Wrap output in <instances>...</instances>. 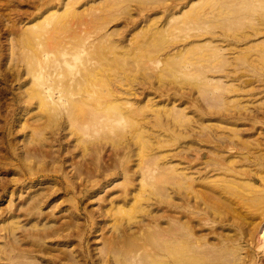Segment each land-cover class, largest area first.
Masks as SVG:
<instances>
[{
	"label": "rangeland",
	"instance_id": "1",
	"mask_svg": "<svg viewBox=\"0 0 264 264\" xmlns=\"http://www.w3.org/2000/svg\"><path fill=\"white\" fill-rule=\"evenodd\" d=\"M75 1L0 0V264H137L133 252L136 249L132 251L129 247L134 249L135 242L137 248L141 238L139 235L146 233L145 227L149 228L151 224L164 226L167 223L170 196L166 165L173 153H183L189 144L197 148L209 135L211 139L219 138L220 128L225 129V134L231 135L232 142L236 140L240 147L245 140L252 147L258 140L264 148V64L261 54L264 48L263 42H252L263 35L264 24L261 23H264V5L261 4L264 0L205 3L196 0L194 2L199 5H195L196 8L192 5L190 9L192 1ZM191 8L195 9L193 12H208L215 8L213 11L216 13L222 9L225 12L214 14L210 10L214 18L209 11L212 15L208 12L206 14L209 16L201 15L200 19L195 15L192 17L196 13L198 16L199 12L191 13ZM183 9L187 13L183 12V16L179 17ZM51 10L54 13L51 17L47 16ZM45 15L46 20L43 18ZM154 20L157 22L154 23ZM169 20L173 23H169L172 27L168 24ZM161 25V31L168 25L170 30L167 27L161 33ZM155 26L156 30L153 29ZM39 28L42 33L37 35H47L46 39H38L35 30L39 32ZM152 29L158 32L154 33ZM67 31L73 34L71 40L78 35L79 38L82 36L84 43L81 40L77 42L79 38L73 40L75 43L70 42L71 35L65 36ZM30 33H34L33 37ZM49 33L54 39L62 34L61 38L64 36L67 40L66 45L65 39L62 40L63 45H59V38L56 39L60 41L51 39L49 44ZM28 36L31 41L29 39L27 43L25 39ZM156 36L157 40H154ZM147 37L149 40L154 38L150 42L155 43H149ZM35 40L39 43H35ZM39 40L46 41L43 45ZM202 41H206L205 45L197 46ZM29 42L35 45L31 46ZM79 42L82 43V46L79 45L81 49H75L74 44ZM194 42L197 44L191 46ZM54 44L59 47L73 46L76 51L84 52L86 59L93 57L94 53L97 56L85 61L81 53V56L78 55L79 52L76 56L73 51L71 56L68 50L72 52V47H68V50L64 47L67 51L61 47L62 51H58ZM215 44L212 51L209 46L213 45L214 48ZM40 45H43V51L44 48L49 51L43 52ZM185 46H189V49ZM84 47L91 51L90 54L85 52ZM30 49L35 53L31 54ZM21 50H25L26 57ZM60 52L61 55L57 54ZM168 53H175V57ZM55 55H60V58L64 56L63 64L68 66H62L66 74L64 68H60L61 61L56 63L59 58L53 60L55 67L58 64L59 68H53L52 74L46 69V65L50 67L52 63L50 61L48 64L45 60L47 57L54 59ZM69 55L70 60L74 58L77 64L68 60ZM31 56L37 62L36 66L40 67V63L45 66L46 84L58 81L57 86L60 88L61 82L64 87L67 85L65 79L71 88L65 86L68 91L65 87L59 90L55 82V87L50 84V88L53 87L49 89L50 95L45 93L49 99H43L44 103L40 106L34 97L38 91V88L35 91L36 85L32 86L35 92L30 91L32 80L39 79H33L35 76L30 70L31 66L27 67V64L32 65L34 73V59ZM77 60H80L79 66L84 64L83 69L77 67ZM89 61L87 67H92L90 73H95L96 77L93 75L92 78L85 68V62ZM73 68L78 69L77 72ZM80 68L83 71L87 69V73ZM55 74L58 80L54 78ZM80 74L83 79H80ZM44 76L40 77L42 82ZM74 77L79 84L74 83ZM40 81L39 84L42 83ZM74 85L77 86V97H73ZM78 90H82L80 94ZM78 94L82 100L80 103L84 100L85 106H95L93 113L97 114L99 110L103 114L98 112L100 122L108 125L100 126L98 118V121L89 119V116L93 117L90 113L94 107H85V111L89 109L86 120L90 121L88 125L87 121L84 123L81 115L86 113L79 114L78 110L84 107L83 104L75 103L72 106L71 102L70 106L69 103L74 99L76 102ZM70 96L74 99L67 102ZM217 100L222 104L225 102V106L219 105ZM50 101L52 104L48 103ZM238 101L240 105H232ZM56 102L59 110L57 105L54 107ZM109 103L115 104V109L111 107L113 112ZM43 104L47 108L45 112L53 106L51 112L55 110L56 113H52L53 119L41 111ZM66 104L74 112L77 109L78 113L73 116L77 119L81 116L86 129L80 131L82 120H78L81 124L76 122L77 119L72 116L75 113L69 110V115ZM105 104L110 110L106 111ZM100 105H105L104 109H98ZM109 111L113 113L111 116ZM235 119L236 123L228 122ZM77 123L81 126H78L80 130L74 125ZM210 124L213 127L208 126ZM256 127L261 132H255ZM233 132L238 134L235 140ZM140 166L150 168L145 167L146 175L154 168L153 177L142 175L145 170ZM142 176L147 180L143 179L146 181L144 185L143 180L140 181ZM63 247H68V250ZM130 252L134 256H130ZM126 257H134L133 261L129 258L133 263H129Z\"/></svg>",
	"mask_w": 264,
	"mask_h": 264
},
{
	"label": "bare ground",
	"instance_id": "2",
	"mask_svg": "<svg viewBox=\"0 0 264 264\" xmlns=\"http://www.w3.org/2000/svg\"><path fill=\"white\" fill-rule=\"evenodd\" d=\"M72 1H75V0H72ZM154 1V0H153ZM157 1V0H156ZM173 1H177V2H193V4L190 3L191 6H189L188 9H190V7H192V5L194 6L193 8H196V6L199 5V3L197 4L196 0H173ZM196 1V2H194ZM199 1V0H198ZM201 2H220L219 0H200ZM199 1V2H200ZM229 0H223V2H228ZM234 1V0H233ZM247 2L249 0H246ZM245 1V2H246ZM263 1V0H262ZM68 2V1H67ZM76 2V1H75ZM230 2V1H229ZM53 3V2H52ZM69 3V2H68ZM196 3V4H194ZM72 4V3H71ZM69 5V4H68ZM66 5V6H68ZM196 5V6H195ZM261 5H264L261 4ZM176 6V5H175ZM174 6V7H175ZM71 7V6H70ZM86 8V6H84ZM90 7V6H89ZM66 8V7H65ZM68 8V9H67ZM66 9L69 10V6L67 7ZM84 8V10H85ZM191 8V13L195 10ZM65 9V10H66ZM83 9V8H82ZM187 9V8H186ZM185 9V10H186ZM193 9V10H192ZM198 9V7H197ZM203 9V7H202ZM201 9V10H202ZM217 9V8H215ZM213 9V10H215ZM64 10V11H65ZM77 10V9H76ZM211 11H213L212 9H210ZM210 10H207L208 12ZM224 9H222L221 12H225L223 11ZM53 10H51V13L48 12L47 13V16H50L51 17V14L54 13V11L52 12ZM190 12V10H188ZM210 11V12H211ZM218 12V10H216ZM56 12V11H55ZM67 12V11H66ZM183 12L187 13V11H181L180 13L182 14H179L178 16L181 17V15L183 16ZM188 12V13H189ZM196 12H199V15L197 16L198 13ZM196 12H193V13H196V14H191L192 17L195 15L196 17L200 18L201 19V15H204L208 12H206V10L203 12V11H196ZM203 12V14H202ZM209 12V14H210ZM214 12V11H213ZM220 10H219V13H221ZM50 13V14H49ZM65 13V12H64ZM74 13L76 14V11H74ZM80 13V12H79ZM185 13V14H186ZM212 13V12H211ZM219 13H216L214 12V14H219ZM209 14H206V16ZM213 14V13H212ZM210 14V15H212ZM214 14L213 16H211L212 18H214ZM264 15V13H262ZM261 14V15H262ZM46 15L43 16V18L45 19V17H47ZM74 16V15H73ZM177 16V18H178ZM205 16V17H206ZM48 17V18H50ZM174 18H176L175 15H173ZM208 18V17H207ZM210 18V17H209ZM46 20V19H45ZM152 20V19H151ZM171 20V19H170ZM170 20L168 22V24L170 23ZM173 20V19H172ZM171 20V21H172ZM175 20V19H174ZM157 22L154 20V23ZM34 24V23H33ZM158 24V23H157ZM171 24V23H170ZM169 24V25H170ZM173 24V23H172ZM171 24V25H172ZM261 24H264V23H261ZM166 26L164 27L162 30H166L165 28L169 29L170 30V26ZM160 27L162 28L163 26H159V29ZM172 27V26H171ZM257 27V26H256ZM32 28V27H31ZM31 32L34 30V28H32ZM36 28V27H35ZM56 28V26H55ZM82 28V27H81ZM80 28V29H81ZM38 29V28H37ZM41 28H39V32H36L38 30H35V34L37 35L38 33L41 34L42 30H40ZM57 29V28H56ZM59 29V28H58ZM156 30V26L155 28H153ZM152 29V30H153ZM157 29V30H159ZM76 30V29H75ZM82 30V29H81ZM84 30V29H83ZM82 30V31H83ZM150 30V29H149ZM57 31V30H56ZM71 31H73L71 29ZM77 31V30H76ZM75 31V32H76ZM161 31V29H160ZM159 31V32H160ZM164 31H161V33H163ZM34 32V31H33ZM78 32H79V29H78ZM84 32H87L84 30ZM154 32V30H153ZM158 32V31H157ZM157 32H154V33H157ZM200 32V31H199ZM262 32H263V35L261 37H258L256 38V40H251L252 42H255L257 43L256 41H261L263 42V48H264V25H263V29H262ZM52 33V32H51ZM77 33V32H76ZM81 33V31H80ZM79 33V34H80ZM166 33V32H165ZM164 33V34H165ZM191 33V32H190ZM198 32H196L197 34ZM32 34V33H30ZM34 34V33H33ZM33 34H32V37H33ZM45 34V33H44ZM42 34V35H44ZM53 34V33H52ZM52 34L49 33V36L48 37H51L50 40H49V44H50V41L52 42V40L54 39V36L52 38ZM71 35L69 41L71 40V38H73V34L70 33V31L68 32L67 31V35ZM82 34V33H81ZM87 34V33H86ZM159 36H160V33H158ZM163 34V35H164ZM184 34V33H182ZM51 35V36H50ZM55 35V33L53 34ZM61 35V36H60ZM58 36L55 37L56 38H59L61 39V42H59L58 44L60 45L61 43H64L62 42V40H64V36L63 38L62 37V34H60ZM75 35V34H74ZM152 35V34H151ZM168 35V34H166ZM30 36V35H29ZM28 36V39L26 37L25 41L28 43L27 40L31 41V36L29 37ZM38 36V39L39 37H41L40 35H37ZM47 35H45L46 37ZM165 36V35H164ZM186 36H187V33H186ZM35 37V35H34ZM44 36L41 37V39L45 38ZM69 37V36H68ZM76 37V36H75ZM74 37V38H75ZM82 38V36H80ZM84 37V35H83ZM154 37V35L152 36ZM157 37L156 36V39L154 40H157ZM184 37V35H183ZM67 38V37H66ZM78 35H77V38L74 40L76 41L78 39ZM79 38L77 40L80 41L82 43H84L82 40L84 39H81ZM149 37H147V41H149V43H155V42H150L151 39L149 40L148 39ZM162 38V37H160ZM176 38V37H175ZM174 38V39H175ZM181 38V37H180ZM178 38V39H180ZM37 39V37L35 38ZM46 39V38H45ZM49 39V38H48ZM47 39V40H48ZM52 39V40H51ZM54 39V40H55ZM58 39V40H59ZM152 39V41H154ZM159 39V38H158ZM182 39V38H181ZM184 39V38H183ZM34 40V39H33ZM43 40H39L40 42H43V45L45 43V41ZM57 40V39H56ZM57 40V41H58ZM66 40V39H65ZM64 40V41H65ZM73 40H71L70 42H72ZM163 40V39H162ZM177 40V38H176ZM37 40H35L34 42L36 43ZM57 41H54L53 43H57ZM60 41V40H59ZM68 41V42H69ZM72 42V43H75V42ZM170 41V40H169ZM171 41L173 42V40L171 39ZM33 42V43H34ZM38 42V41H37ZM66 42L67 40L65 41V44L66 45ZM157 42V41H156ZM204 42L206 41H202L201 44L199 43L197 46H204ZM210 42V41H209ZM208 42V43H209ZM31 42H29V44H31V46H34L35 44H33ZM39 43V42H38ZM71 43V44H72ZM80 43V42H79ZM76 43L74 44V48L76 46L75 49H81L79 45H81L82 43ZM196 42L194 43H191V46H195ZM58 44H54V46H56V49L59 51L61 50V47L65 50L64 47H66V49L68 50V47L67 46H60ZM78 44V46H77ZM157 44V43H156ZM193 44V45H192ZM204 44V45H203ZM250 44V43H249ZM261 44V45H262ZM28 45V44H27ZM42 45V46H43ZM47 45V44H46ZM52 45V43H51ZM58 45V46H57ZM63 45V44H61ZM70 45V44H69ZM170 45V44H169ZM245 45V44H244ZM39 46V45H38ZM42 46L40 45V49L43 51L42 49ZM82 46V45H81ZM190 46V47H191ZM196 48H199L197 47ZM218 46V45H217ZM221 46V45H220ZM217 47V48H220ZM255 46V45H254ZM25 47V46H24ZM48 47V46H47ZM53 47V46H52ZM72 47V52L71 50H68L70 51V54L72 53L73 54V51L76 52V56H77V52H79L78 55L81 56V52L82 51H76L73 46H70L69 48ZM88 47V46H87ZM181 47V46H179ZM186 48H188L187 46H185ZM208 47V46H207ZM215 47H216V44L214 45V48H213V45L212 47L209 46V48H211V50H215ZM34 48V47H33ZM36 48V47H35ZM97 48V47H96ZM99 48V47H98ZM201 48V47H200ZM25 49V48H24ZM27 51L28 48H26ZM55 49V47H54ZM53 49V50H54ZM84 49H86L84 47ZM95 49V48H94ZM189 49V48H188ZM223 49V48H222ZM38 50V49H37ZM44 50L46 51V49L44 48ZM56 50V51H57ZM65 50V51H67ZM90 50V49H89ZM96 50V49H95ZM100 50V48H99ZM98 50V55L100 54V51ZM181 50V48L178 49V51ZM210 50V52H211ZM212 50V51H213ZM225 50V49H224ZM22 53L24 54L25 50H21ZM26 51V52H27ZM31 51V54L32 53H35V52H32V50L30 49ZM43 51V52H45ZM49 50H47L46 52H48ZM57 51V52H58ZM62 51V50H61ZM87 51V49L85 50V52ZM88 52V51H87ZM91 51H89L88 53L90 54ZM172 52H174V49L172 50ZM180 52V51H179ZM216 52V51H214ZM263 53L262 54V63L264 64V49L262 51ZM29 55L30 52H28ZM40 53V52H39ZM62 52L60 53H57V54H60L61 55ZM67 53V52H66ZM81 53V54H80ZM87 53V54H88ZM94 53V52H93ZM255 53V52H254ZM253 53V54H254ZM26 54V53H25ZM24 54V55H25ZM71 54V56H72ZM84 54V52H83ZM83 54L81 56V58H83L84 60L86 59V54H84L85 58L83 57ZM88 54V55H89ZM97 54V52H96ZM168 54H172V53H168ZM175 53L172 54L173 57ZM213 54V53H211ZM252 54V55H253ZM256 54V53H255ZM27 55V54H26ZM25 55V57H26ZM42 55V54H40ZM60 55H55L57 56V58L54 56L53 58L54 59H48L49 57H47V59L45 60V62L48 64H50L49 62L51 61L52 65H46V68L47 70H49L48 72L51 71L50 74H52L55 69L59 68L58 64H56L57 66L55 67V64L54 61L57 60L58 58L60 60H57L56 63H59L58 61H61L59 63V65L61 64L60 68H62L64 65L65 67L68 66L67 64H63V59H64V56L62 55L61 58H60ZM92 55V54H91ZM223 55V54H222ZM35 59H36V55H32ZM31 56V59H34L33 57ZM48 56V55H47ZM95 56V53L93 55V57ZM97 56V55H96ZM95 56V57H96ZM165 56H168V55H165ZM50 57H52L50 55ZM67 57V56H66ZM65 57V58H66ZM93 57H89L87 59H91L93 60ZM30 58V57H29ZM43 58H44V55H43ZM68 60L71 61V63H75L74 58H72L70 60V55L68 56ZM78 58L81 60V58L78 56ZM35 59L33 60V62L35 61ZM76 59V58H75ZM82 59V60H83ZM85 60V61H88V60ZM28 60V58H27ZM38 59H36L37 61ZM49 60V61H48ZM54 60V61H53ZM80 60H77L76 62H78V65L77 67L79 68L80 66L82 67L84 64L82 62L83 65H80L79 66V61ZM81 60V61H82ZM83 60V61H84ZM90 60V61H91ZM30 61V60H29ZM29 61H27L26 63H28ZM67 61V62H69ZM73 61V62H72ZM90 61L86 63V67L88 70H89V74L91 75L92 73H90L91 68L92 67H87V65L89 64L90 65ZM31 63L32 60L30 61ZM38 62V61H37ZM36 62V63H37ZM40 62V61H39ZM93 61H91L92 63ZM35 62L33 63L34 64V68L37 69L35 71L34 69V73H33V70H32V65L30 64H27L28 66L27 67H30V70L32 72V74L35 76H33L35 79L36 77H39L36 78L35 80H32V83L35 87V91H36V88H38V91H32L34 90V87H29V89L31 88L30 91H32V93L35 92V95L34 97L37 98V100L39 101V103L41 104L40 106H42V103L43 102V99H45L44 101H47L48 99L45 97L48 93L50 95V92H49V89H52L53 87L56 86V88L58 87L57 83L58 81H53V84H51V81L48 82V84L45 83V77L44 74L46 75V72H45V66L41 65L40 63V67L39 66H36ZM77 64V63H75ZM96 64V63H95ZM262 64V65H263ZM54 65V66H53ZM170 66V65H169ZM39 67V68H38ZM65 67L64 68V71H65ZM74 67V66H72ZM71 67V68H72ZM96 67H98L96 65ZM264 67V65L262 66ZM53 68H55L53 70ZM84 67H82L83 69ZM90 68V69H89ZM52 69V70H51ZM74 69V68H73ZM80 68V70H82ZM87 69H85L87 71ZM60 70V69H58ZM63 71V69H61ZM60 70V71H61ZM67 70H72V69H69L67 68ZM76 72L78 69H74ZM73 70V71H74ZM83 71V72H86V71ZM95 70V69H93ZM252 70V69H251ZM61 71V72H62ZM74 71V73H75ZM254 71V70H253ZM36 72V73H35ZM57 73L59 71H56ZM68 72V71H67ZM72 72V71H70ZM80 72V71H79ZM78 72V73H79ZM94 72V71H93ZM96 72V71H95ZM66 74V71L64 72ZM77 73V74H78ZM81 73V72H80ZM87 73V72H86ZM70 74V73H69ZM76 74V73H75ZM74 74V76H75ZM83 74V73H82ZM56 76L54 78L57 77V74H55ZM72 75V74H71ZM81 75V74H80ZM93 75H95L96 77V74L93 73ZM93 75L92 78H93ZM100 75V74H99ZM44 76V82H42V77ZM65 76V75H64ZM67 76V75H66ZM73 76V75H72ZM85 76L84 78H86V75L84 73ZM81 75L80 79H83V77ZM41 77V78H40ZM62 77V76H61ZM71 77V76H70ZM76 78L79 79V77L75 76ZM73 78L74 80H76V78ZM94 77V78H95ZM49 78V77H48ZM53 78V75L52 77ZM53 78V80H54ZM65 77H62V79H64ZM72 78V77H71ZM98 78V77H97ZM207 78V77H206ZM57 79V78H56ZM72 79V81L74 82V80ZM77 79V80H78ZM88 79V77H87ZM38 80V82H37ZM41 80V81H40ZM58 80V79H57ZM68 82H70L69 80L70 79H67ZM76 80V81H77ZM95 80V79H94ZM39 81L41 84H39ZM64 83H66L67 85L65 86H68L70 87V83L68 85L67 81L64 79ZM71 81V82H72ZM74 82L75 84H77L79 82V80L77 82ZM86 81V80H84ZM97 81V80H96ZM209 80H206V82H208ZM37 82V84L35 83ZM54 82H55V86H54ZM59 82H60V79H59ZM82 82V80H81ZM263 82H264V68H263ZM80 83V82H79ZM78 83V84H79ZM84 83V82H83ZM209 83V82H208ZM39 84V85H38ZM53 86L52 88L51 85ZM63 85V83L60 82V85ZM38 85V86H37ZM60 86L59 90L62 89L63 86ZM84 85V84H83ZM207 85V84H206ZM64 86V87H65ZM87 86V85H86ZM63 87V88H64ZM75 87V88H74ZM74 90L76 89V85H74ZM90 87V86H89ZM57 88V89H58ZM67 87H65L66 89ZM71 88V87H70ZM57 89H55V91H57ZM68 89V88H67ZM66 89V90H67ZM78 89V88H77ZM81 89V88H80ZM88 89V88H87ZM69 90V89H68ZM67 90V91H68ZM71 90V89H70ZM83 90V89H82ZM82 90H78L77 93H79V91H82ZM91 90V89H90ZM52 91V90H50ZM263 91H264V87H263ZM30 94H32L31 92H29ZM47 93V94H45ZM54 92H52L53 94ZM61 94H63L62 90L60 92ZM67 93V92H66ZM70 93V92H68ZM72 94L75 93V95H73V97H75L77 94H76V90L71 92ZM70 93V95H71ZM222 93V92H220ZM80 94V93H79ZM78 94V95H79ZM33 95V94H32ZM223 95V94H222ZM58 96V95H57ZM64 96V94H63ZM67 96V95H66ZM65 96V97H66ZM221 96V95H219ZM45 97V98H44ZM48 97V96H47ZM72 96H70V98L67 99V102L70 101L72 98ZM77 97V96H76ZM263 97H264V92H263ZM79 98V99H78ZM78 98H76V102L75 99L74 101H70V106H71V102L73 103L72 106H74V104L76 103H80L82 100H81V97L80 95L78 96ZM215 98V97H214ZM218 98V96L216 97ZM47 99V100H46ZM72 99V100H73ZM85 99V98H84ZM213 99V98H212ZM81 100V101H80ZM214 100V99H213ZM222 99H220L221 101ZM263 100L262 99V103H263ZM119 101V100H118ZM219 101V100H217ZM220 101L218 103H220ZM224 101V99H223ZM109 102V101H107ZM115 102V101H114ZM229 102V101H228ZM260 102V101H259ZM47 103V102H46ZM45 103V104H46ZM48 103H51L48 102ZM55 103V102H53ZM93 103L90 102L88 104H91ZM98 103V102H97ZM95 102V104H97ZM106 103V102H105ZM111 103V102H110ZM110 103L108 105H110ZM215 102H213L214 104ZM217 103V102H216ZM234 103V102H233ZM238 102H236L235 104H232L233 106L236 105ZM243 104V102H241ZM246 103V102H245ZM45 104H43V107L41 108L40 106V109L41 111H44L46 110L47 108L44 106ZM52 104V103H51ZM50 104V105H51ZM83 104L84 107H77L78 110H79V114H84L86 113L87 110L85 107H88V106H85V101L83 100V103H80L78 105H81ZM94 104V105H95ZM104 104V103H102ZM222 102L219 104L221 105ZM224 104H226L224 102ZM222 104V105H224ZM229 104V103H228ZM49 106V104H47ZM57 105L58 107V103L56 102V104H54V107ZM69 105V104H68ZM68 105L66 104V108L68 107ZM75 105V107H76ZM87 105V103H86ZM106 105V104H105ZM104 105V106H105ZM115 105L114 103L112 105H110V109H112V112H113V108ZM215 105H218V104H215ZM221 105V106H222ZM231 105V104H230ZM240 105V103H239ZM246 105V104H245ZM47 106V107H48ZM52 106V105H51ZM48 107L49 109L52 108L53 109V106L52 107ZM92 105H90L88 108H93V111H90L92 113L90 114H93V117L89 116V119H96V121L99 120L98 118V114L100 113L99 110H97V114H94L93 112H95V106L91 107ZM101 106V105H100ZM104 106H101V107H98V109H104L103 107ZM107 106V105H106ZM118 106V105H117ZM225 106V105H224ZM242 106V105H241ZM109 106H107V110H110L108 109ZM113 107V108H111ZM119 107V106H118ZM68 107L67 111L69 110H72L71 113H75V114H72V116L76 115L78 113L77 109L76 111L74 112V109ZM84 108V109H83ZM125 108V107H124ZM184 108V107H183ZM246 108V106H245ZM250 108V107H249ZM51 109V110H52ZM59 110V107L57 108ZM84 110V112H80L81 110ZM115 109V108H114ZM51 110H48L49 112H51ZM40 111V110H39ZM48 111H44V113L46 114V116H51L52 113L54 112L55 113V110L53 112H51V114L48 112ZM101 112H104L103 110H100ZM179 111V109H178ZM177 111V112H178ZM182 111V110H181ZM184 111V109H183ZM88 112H89V109H88ZM87 112V113H88ZM99 112V113H98ZM110 112V111H109ZM108 112V113H109ZM180 112V111H179ZM47 113L49 115H47ZM53 113V114H54ZM84 114V115H81L82 118L84 117L85 119V122L83 121L82 118H76L73 116V118L77 119H73L75 120L76 122L79 120H82L81 123H86V119L88 118V115ZM106 112H104L105 114ZM107 113V114H108ZM56 114V113H55ZM78 114V115H79ZM102 114V113H100ZM110 114H113V113H109ZM68 115V114H67ZM69 115L70 114V111H69ZM85 115H87L85 117ZM103 115V114H102ZM71 116V117H72ZM96 116V117H94ZM111 116V115H110ZM56 117V116H55ZM70 117V118H71ZM91 117V118H90ZM38 118V117H37ZM40 118V117H39ZM49 118V117H48ZM98 118V120H97ZM189 118V117H187ZM50 119H53V117L51 116ZM88 119V120H89ZM106 119V118H104ZM108 119V118H107ZM110 119H112L110 117ZM241 119V118H240ZM101 120V119H100ZM100 120L98 122H100ZM75 121H73L72 123H74ZM78 121V123H80ZM90 121V120H89ZM87 121V125H88V122ZM94 121V122H96ZM253 121V120H252ZM97 122V123H98ZM230 123H236L237 120L235 119V121H228ZM254 122H256V119H254ZM77 123V124H78ZM80 123V124H81ZM83 124H81L83 127L81 128V126H79V124H74L77 128H79L80 131H83V129L85 128L86 129V126ZM93 123L90 122V125ZM100 126L104 123L100 122ZM205 123V122H204ZM208 123H210V121H208ZM214 123V122H213ZM212 123V124H213ZM107 123H105L104 125H106ZM207 124V123H206ZM219 124H221L219 122ZM72 125V124H71ZM73 125V126H74ZM89 125V126H90ZM108 125V124H107ZM255 126V123L253 124ZM72 126V127H73ZM79 126V127H78ZM88 126V127H89ZM208 126H212L213 125H208ZM222 126V125H220ZM235 126V125H234ZM102 127H105V126H102ZM238 127V126H237ZM240 127V126H239ZM198 128V127H197ZM211 128V127H210ZM76 129V128H75ZM215 129V128H214ZM221 130L218 131V136L219 138H216V139H211L210 135H209V138L207 139L205 136V141L201 143V146L197 147V148H194V147H191L192 145L194 144H189V147H187L185 149V151H183V153L179 154V153H173L169 159V163L166 165L168 166L167 170H168V180H169V196H170V199H169V209H168V212H167V223L166 225H155L153 224V226H151L150 224H147V225H150L148 226L149 228L150 227H153L152 229L148 230L149 228H144V233L145 235L144 236H140L139 235V238H140V241L139 243L137 244V248L136 245H135V242H134V249L129 247V249H131L134 253H135V256H134V253H131L130 256H134L135 257V261H137V264H264V148L261 147L262 144L261 142H259L258 140L254 139L257 141V144L255 146H250V144L248 143V141H243L244 142V145H242L241 147L239 145H237L236 143V140L235 138H237L235 135H238L237 133H234L233 136V139L235 140L234 142H232L231 140V135H227L225 133H227V131L225 132L224 130L225 129H222L220 128ZM241 129V128H240ZM203 130V129H202ZM201 130V131H202ZM213 130V129H212ZM77 131V130H76ZM199 131V130H198ZM260 131L257 127H256V131L255 132H258ZM190 132V131H189ZM214 132V131H213ZM229 132V131H228ZM261 132V131H260ZM84 133V132H83ZM78 134V132H77ZM203 135V134H202ZM205 135V134H204ZM208 135V133H207ZM217 136V133L215 134ZM214 135V136H215ZM227 135V136H226ZM240 135V134H239ZM256 135V134H255ZM242 136V135H241ZM201 137V136H200ZM203 137V136H202ZM203 137V138H204ZM258 137V136H257ZM238 139L239 136H238ZM237 139V140H238ZM248 140V139H247ZM239 141V140H238ZM191 143V142H190ZM187 144V145H188ZM186 145V144H185ZM191 145V146H190ZM261 145V146H260ZM170 151V150H169ZM143 162V161H142ZM144 163V162H143ZM141 164V162H140ZM145 165V163H144ZM148 165V164H146ZM141 167V166H140ZM144 167V168H143ZM141 168H143L145 170V167L146 166H143ZM148 167V166H147ZM146 167V169H147ZM155 167V166H153ZM142 169V170H143ZM148 169L150 170V168L148 167ZM143 170V171H144ZM149 170H148V174H149ZM151 170H152V167H151ZM147 171L145 170L144 174L142 175H146ZM153 172L154 171V168H153ZM150 171V174L149 175H146V177H150L154 175V173ZM146 173V174H145ZM153 173V175H152ZM142 176V178H140V181L145 179L146 180V177ZM151 177V178H152ZM148 179V178H147ZM147 181V180H146ZM143 180V185L145 184L144 182H146ZM142 185V186H143ZM137 199V198H136ZM146 224V223H145ZM147 229V231H145ZM42 235V234H41ZM138 237V235L136 236ZM39 240V239H38ZM122 242V241H121ZM43 243V242H42ZM125 243V242H124ZM122 245V243H120ZM119 244V246H120ZM132 246V245H131ZM65 248V247H63ZM68 248V247H67ZM65 248V249H67ZM126 248V247H125ZM64 249V250H65ZM128 249V247H127ZM127 249H124L126 251H128ZM68 250V249H67ZM123 250V251H124ZM129 250V251H131ZM71 251V250H70ZM126 251H124L123 253H125ZM126 254V253H125ZM129 253H127L128 255ZM126 256V255H125ZM129 256V255H128ZM127 256V257H128ZM129 260V258H127ZM133 257V259H134ZM132 259V257L130 258ZM132 259V261H133ZM134 261V262H135ZM131 262V260H129V263ZM133 263V262H131Z\"/></svg>",
	"mask_w": 264,
	"mask_h": 264
}]
</instances>
